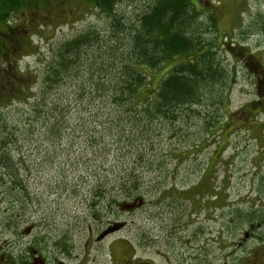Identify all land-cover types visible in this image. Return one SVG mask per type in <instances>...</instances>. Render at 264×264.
<instances>
[{"label":"rangeland","instance_id":"rangeland-1","mask_svg":"<svg viewBox=\"0 0 264 264\" xmlns=\"http://www.w3.org/2000/svg\"><path fill=\"white\" fill-rule=\"evenodd\" d=\"M44 2L33 7L40 8L35 25L23 10L16 21L28 28L33 46L23 54L19 69L34 76L58 43L89 28L108 33V19L93 5L81 0ZM141 3L123 0L117 8L132 10L141 8ZM196 6L214 17L221 46L216 60L222 59L232 75L224 87L227 110H210L209 130L197 117L185 125L176 123L172 134L153 124L137 141L133 140L142 132L135 133L129 145L97 125L105 121L99 107L83 111L76 102H68L71 106L62 117L68 130L50 138L51 131L45 130L54 120L47 118L53 111L44 112L45 124L32 118L38 89L34 81L28 99L0 104V252L23 253L24 241H18L27 226L46 223L53 254L67 245L64 253L74 264H176L178 258H190V264H241L251 255H256L254 264H264V248L253 237L264 241V114L251 111L249 118L255 117L251 120L229 116L259 97L255 79L263 72L245 70L238 60L231 61L229 49L237 56L240 50L244 56L253 54L264 65V31L257 29L264 19V0H198ZM42 13L47 15L45 24ZM166 68L149 73L152 88ZM9 74L7 67L0 71V83ZM5 154L21 161L15 166L22 195L8 183ZM136 155L142 160L137 161ZM130 172L140 179L144 201L142 208L131 212L113 203L115 198L122 200L116 179ZM157 181L158 187L151 185ZM98 185L104 188L103 198L92 196ZM158 189L160 197L154 196ZM250 213L252 223L244 218ZM119 223L122 226L112 235L97 239L102 224Z\"/></svg>","mask_w":264,"mask_h":264},{"label":"trees","instance_id":"trees-1","mask_svg":"<svg viewBox=\"0 0 264 264\" xmlns=\"http://www.w3.org/2000/svg\"><path fill=\"white\" fill-rule=\"evenodd\" d=\"M81 1L93 5L106 16L108 33L104 36L89 28L58 43L41 73L34 76L19 69L23 54L33 46L28 37V28L24 25L19 27L16 21L23 10L28 13L31 25H35L40 8L33 7L38 3L44 5L46 1L0 0V71L3 72L6 67L10 69V74L5 77L6 82L0 83V104L20 97L28 99V95H31L29 85L34 81L38 89L33 95L32 118L44 123V114L48 110L53 111L47 118L54 120L47 122L45 130L51 131L50 138L62 131L67 132L68 126L66 123L63 125L62 117L66 116L71 106L68 102H76V107L83 111L90 110V106L95 110H99V107L104 112L101 116L105 121L97 125L106 130L109 136L111 133L120 135V141L129 145L135 133L142 132L133 141L140 139L153 124L168 128L172 134L176 132V123L185 125L187 120L197 117L203 119L209 130L210 122L207 120L213 115L210 110L226 108L227 93L224 87L232 75L229 68L223 66L222 59L216 60L219 59L216 55L221 46L215 19L207 15L206 10L197 8L198 0L196 3L192 0H139L143 2L141 8H126L127 11L117 8L123 0ZM28 6L30 8H25ZM40 16L41 24H45L46 13ZM257 27L264 31V19L257 23ZM229 51L232 60H243L242 50L238 56L231 49ZM245 64L259 65L264 69L253 54H248ZM164 66H167L166 71L157 80V86L152 88L153 77L149 73ZM258 80L262 82L260 95L263 98L260 99L264 104V76H258ZM124 127L128 128V134H125ZM140 147L138 145L137 149ZM4 156L5 171L10 178L8 183L22 195V181L15 166L21 161L8 154ZM136 156L139 158L137 161L142 160V156ZM116 182L122 192V200L120 203L115 198L113 203H118L119 208L123 203L128 205L130 199L131 202L142 199L138 189L140 179L133 172L116 179ZM159 184L157 181L151 185L158 187ZM95 188L94 198L106 196L102 192V185ZM161 195L160 189L156 190L154 196ZM244 218L249 219L248 223L253 222L251 213ZM62 237L67 239V235ZM253 237L260 242L262 240L258 235ZM260 242L264 248V241ZM250 257H244L241 264H254L256 255ZM190 262V258H178L176 264ZM200 264L204 263L200 261Z\"/></svg>","mask_w":264,"mask_h":264},{"label":"flooded vegetation","instance_id":"flooded-vegetation-1","mask_svg":"<svg viewBox=\"0 0 264 264\" xmlns=\"http://www.w3.org/2000/svg\"><path fill=\"white\" fill-rule=\"evenodd\" d=\"M248 56L242 57L243 60L240 61V64L248 70H254V71H261L263 72V67L256 65L254 66L253 64H245L247 62ZM256 58V57H255ZM232 60V59H231ZM245 61V62H244ZM256 64V63H255ZM263 69V70H262ZM263 74L259 76L263 77ZM255 81L258 84L257 93H259V97H257V100L252 101L246 109L244 110H239L240 112L236 113H231L229 112V116L235 117L237 114L243 118L247 119H255L249 118L251 115V111L256 112L259 115L264 114V104L262 103V100L260 98H263V95H260V83L261 81L255 79ZM262 96V97H261ZM243 109V106L241 107ZM258 111V112H257ZM244 122V121H243ZM144 204L142 205V207ZM141 207V208H142ZM38 222H44V219H40ZM95 224L96 222L93 221ZM103 225V224H102ZM104 225V226H108ZM127 227V224H125L124 229ZM48 235V225L46 223H31L27 226L25 229V235L23 238H21L18 242L21 240L24 241V245L22 246L23 248V253L21 254H14L11 252L10 254L13 255L12 259L5 255V252H0V264H74L73 259L69 258L67 255H65L64 251L60 249L59 254H53V244L51 241H49V236ZM61 237V236H60ZM57 236V238H60ZM86 241V239H85ZM84 241V242H85ZM25 247V248H24ZM21 248V249H22ZM52 252V254L50 252ZM139 264H151L150 261L146 262H140Z\"/></svg>","mask_w":264,"mask_h":264},{"label":"water","instance_id":"water-1","mask_svg":"<svg viewBox=\"0 0 264 264\" xmlns=\"http://www.w3.org/2000/svg\"><path fill=\"white\" fill-rule=\"evenodd\" d=\"M123 206H124V208L126 209V208H130V206H132V205H123ZM120 227H121L120 225H115L114 227H109L108 229H106L105 231H103V232L99 235L98 239H99V240L102 239L103 237H105V236L108 235L109 233L118 230Z\"/></svg>","mask_w":264,"mask_h":264},{"label":"bare ground","instance_id":"bare-ground-1","mask_svg":"<svg viewBox=\"0 0 264 264\" xmlns=\"http://www.w3.org/2000/svg\"><path fill=\"white\" fill-rule=\"evenodd\" d=\"M123 205H127V203H123V204H121L120 205V209H123L124 208V206ZM117 225H120V223L119 224H117ZM115 226V225H114ZM112 227V226H111ZM98 239V238H97ZM99 240V239H98ZM101 240V239H100Z\"/></svg>","mask_w":264,"mask_h":264}]
</instances>
